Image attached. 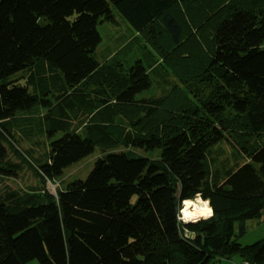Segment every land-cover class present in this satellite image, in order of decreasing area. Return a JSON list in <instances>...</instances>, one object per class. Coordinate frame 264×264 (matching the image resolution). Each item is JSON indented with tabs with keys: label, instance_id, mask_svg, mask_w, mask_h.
I'll return each mask as SVG.
<instances>
[{
	"label": "trees",
	"instance_id": "1",
	"mask_svg": "<svg viewBox=\"0 0 264 264\" xmlns=\"http://www.w3.org/2000/svg\"><path fill=\"white\" fill-rule=\"evenodd\" d=\"M187 1L0 0V181L21 170L6 144L18 143V118L19 129L33 130L22 136L31 142L38 131L49 138L65 130L40 158L23 152L45 183L103 152L56 196L0 186V264H215L235 256L264 264V236L237 240L264 211V1L220 3L226 13L201 62L171 57L182 31L171 9ZM116 15L136 33L155 24L164 68L185 82L186 95L158 129L115 122L119 107L153 120L168 97L156 95L142 59L100 65L97 26L118 23ZM206 83L219 90H203ZM226 146L231 164L212 155ZM197 192L214 218L178 222L182 201Z\"/></svg>",
	"mask_w": 264,
	"mask_h": 264
},
{
	"label": "rangeland",
	"instance_id": "2",
	"mask_svg": "<svg viewBox=\"0 0 264 264\" xmlns=\"http://www.w3.org/2000/svg\"><path fill=\"white\" fill-rule=\"evenodd\" d=\"M226 0H189L186 3H179L175 5L171 11L181 24V44L178 50L172 54V59L179 60V56L182 54H189L193 56L196 60L202 61L205 55L210 53V40L211 31L213 30L215 24L218 20L226 13L224 7H219L218 5L224 3ZM245 2L250 6L255 0H241L242 3ZM264 1V0H262ZM218 6V7H217ZM116 20L118 23H102L97 26V30L101 36V41L95 49V56L99 59L100 65H104L107 62H121V66L127 67L136 59H142L148 65L147 71L151 74L154 80L157 81L156 95L160 92H167L168 97L163 105L164 109L159 111L157 116L153 120L145 119L135 115L134 111L130 108L119 107L118 115L115 118V122L121 125L132 128L133 130H152L160 128V124L167 120L170 115L169 109H176V105L182 101L184 98L186 85L176 77V75L170 70L165 69V59L163 52L158 48V34L157 27L152 24L144 31L136 33L132 31L123 21L119 20L116 15ZM189 80V79H188ZM187 80V81H188ZM219 90L218 86L203 84L202 89L207 91L209 88ZM40 111H35L32 114V119L38 118ZM20 117L22 115H19ZM21 118L13 124L11 129L12 134L17 138L18 143L6 141L9 157L21 164V170L12 177H5L0 181V186L9 185L12 188L19 189H29L35 188L39 190L40 196H44L43 189L46 188L49 183L54 185L55 191L59 188H64L66 185L76 179H84L89 171L92 169L95 160L103 154L102 150L96 148L95 151L81 159L78 162L72 163L67 168L64 169L62 175L55 179V181H46L37 172L34 165L29 161L31 158L25 157L23 152L29 150L32 157L38 159L47 150L48 143L51 140L59 138L65 133V130H58L54 132L51 137H46V130L43 132H37L32 138L34 141L31 142L30 139H24L27 135H31L33 132H28L26 128L19 129L21 123L19 122ZM19 124V125H17ZM77 131H83L81 125L75 122ZM31 126V125H30ZM48 124L47 129H51ZM160 126V127H159ZM68 128V127H67ZM27 136L26 138H28ZM17 147V148H16ZM15 148L16 151H12ZM109 146V150L115 151H126L124 147H114ZM132 150V149H131ZM232 150V148H231ZM136 153H141L140 150H134ZM214 157L220 160L227 161V163H232L231 151L229 147L225 148L217 147L214 149L212 154ZM243 160H240L242 162ZM48 190V189H47ZM56 196V195H53ZM182 207V203H181ZM254 220H248L246 222V232L242 236L237 237V240L241 244H249L254 240V230L252 226L255 227L256 232L261 230L263 227L257 228V223ZM253 224V225H252ZM235 258H238L235 256ZM26 264H39L36 260L29 261Z\"/></svg>",
	"mask_w": 264,
	"mask_h": 264
},
{
	"label": "clouds",
	"instance_id": "3",
	"mask_svg": "<svg viewBox=\"0 0 264 264\" xmlns=\"http://www.w3.org/2000/svg\"><path fill=\"white\" fill-rule=\"evenodd\" d=\"M214 209L210 204V200L203 199L202 193L197 192L195 194V199H184L182 201V207L176 216L178 222L183 223H196L201 219L207 221L214 218ZM195 232H189L185 230L184 238L192 239L195 237Z\"/></svg>",
	"mask_w": 264,
	"mask_h": 264
},
{
	"label": "crops",
	"instance_id": "4",
	"mask_svg": "<svg viewBox=\"0 0 264 264\" xmlns=\"http://www.w3.org/2000/svg\"><path fill=\"white\" fill-rule=\"evenodd\" d=\"M252 220H254L257 223V228H259L261 226L263 227L261 230L256 232L255 227L252 226V229L255 232H254V234H252L251 237L254 236L253 237L254 240H257V239H260V238H262L264 236V211L262 212V216L260 218H256V219H252ZM254 221H252V223H254ZM245 232H246V230H245ZM240 262H241L240 258L231 257V258H222L221 260H219L215 264H239Z\"/></svg>",
	"mask_w": 264,
	"mask_h": 264
},
{
	"label": "built area",
	"instance_id": "5",
	"mask_svg": "<svg viewBox=\"0 0 264 264\" xmlns=\"http://www.w3.org/2000/svg\"><path fill=\"white\" fill-rule=\"evenodd\" d=\"M47 189H48V192L51 193L52 195H56V191L54 189V185L49 183L48 186H47ZM239 264H250L246 261H241Z\"/></svg>",
	"mask_w": 264,
	"mask_h": 264
},
{
	"label": "bare ground",
	"instance_id": "6",
	"mask_svg": "<svg viewBox=\"0 0 264 264\" xmlns=\"http://www.w3.org/2000/svg\"><path fill=\"white\" fill-rule=\"evenodd\" d=\"M194 199H195V198H194ZM194 199H193V200H194Z\"/></svg>",
	"mask_w": 264,
	"mask_h": 264
}]
</instances>
